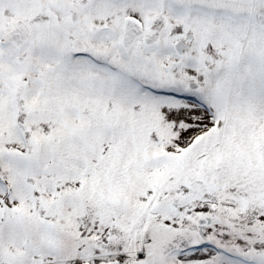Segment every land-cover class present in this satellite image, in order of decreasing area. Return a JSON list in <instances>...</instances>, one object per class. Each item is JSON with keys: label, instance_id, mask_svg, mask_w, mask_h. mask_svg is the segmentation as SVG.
Listing matches in <instances>:
<instances>
[{"label": "snow or ice", "instance_id": "1", "mask_svg": "<svg viewBox=\"0 0 264 264\" xmlns=\"http://www.w3.org/2000/svg\"><path fill=\"white\" fill-rule=\"evenodd\" d=\"M0 264H264V0H0Z\"/></svg>", "mask_w": 264, "mask_h": 264}]
</instances>
